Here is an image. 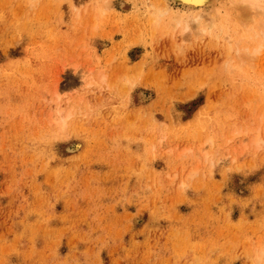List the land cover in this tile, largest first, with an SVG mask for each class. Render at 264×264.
I'll list each match as a JSON object with an SVG mask.
<instances>
[{
  "label": "rangeland",
  "instance_id": "374dc122",
  "mask_svg": "<svg viewBox=\"0 0 264 264\" xmlns=\"http://www.w3.org/2000/svg\"><path fill=\"white\" fill-rule=\"evenodd\" d=\"M259 4L0 0V264H264Z\"/></svg>",
  "mask_w": 264,
  "mask_h": 264
},
{
  "label": "bare ground",
  "instance_id": "6f19581e",
  "mask_svg": "<svg viewBox=\"0 0 264 264\" xmlns=\"http://www.w3.org/2000/svg\"><path fill=\"white\" fill-rule=\"evenodd\" d=\"M175 1H176L180 6L182 5V7H185V8L187 7V8H192V9H193V8H194V9H200V8L204 7V6H205L209 1H211V0H175ZM237 1H238V0H237ZM239 2H240V1H239ZM260 2H261V1H260ZM252 4H254V3L252 2ZM239 5H240V4H239ZM256 5H257V4H256ZM232 6H233V5H232ZM259 6H260V4H259ZM259 6H258V7H259ZM254 7H255V6H254ZM262 7H263V6H262ZM255 8H256V7H255ZM256 9H257V8H256ZM259 9H261V12H260ZM245 10H246V9H245ZM257 10H258V13H262V14L264 15V13H263L264 11H262L261 6H260V8H258ZM189 11H190V10H189ZM204 11H205V10H204ZM247 11H248V10H247ZM179 12H180V11H179ZM197 12H199V11H197ZM197 12H196V14H195L196 17H194L193 23L195 22V24H196L197 26H199V25H201V24L203 23V22H202L203 17H202V15H201L200 13H205L206 11H205V12H203V11H202V12H199V15L197 14ZM207 12H208V11H207ZM176 13H177V12H176ZM231 13H232V12H231ZM248 13H250V12H248ZM177 14H179V13H177ZM190 14H191V13H190ZM206 14H207V13H206ZM206 14H204V16H205ZM262 14H261V15H262ZM186 15H187V14H186ZM195 15H194V16H195ZM254 15H255V14H254ZM176 16H177V15H176ZM238 16H239V15H237V17H238ZM185 17H186V16H185ZM188 17H190V20L192 21L191 18H193V17L190 16V15H188ZM183 18H184V17H182V19H183ZM176 19L179 20V17L177 16ZM176 19H175V20H176ZM180 19H181V18H180ZM205 19H206V18L204 17L203 21H204ZM259 19H261V18H259ZM262 19H263V18H262ZM175 20H174V21H175ZM187 20H188V19H185V20H184V21L186 22L185 25L187 26L186 29H187L188 26H189V25H187V24H189L188 22H190V21H187ZM205 21H208V20H205ZM205 21H204V22H205ZM259 21H260V20H259ZM175 22H178V21L176 20ZM208 22H209V21H208ZM211 22H212V21H211ZM211 22H210V23H211ZM173 23H174V22H173ZM260 23H263L262 25H264V22L260 21ZM191 24H192V23H191ZM211 24L213 25V23H211ZM258 25H259V24H258ZM197 26H196V27H197ZM203 26H204V25H203ZM206 27H207V26H206ZM208 27H209V26H208ZM174 29H175V28H174ZM186 29H185V30H186ZM189 29H190V28H189ZM202 29L204 30V27H203ZM206 29H207V28H206ZM193 30H194V29H193ZM213 30H214V29H213ZM219 30H220V29H219ZM194 31H195V30H194ZM199 31H200V30H199ZM220 31H221V30H220ZM186 32H187V31H186ZM196 32H197V31H196ZM213 34H214V33H213ZM255 34H256V33H255ZM202 35H203V34H202ZM260 35H261V34H260ZM217 36H218V35H217ZM225 36H226V35H225ZM254 36H255V35H254ZM203 37H204V36H203ZM214 37H215V36H214ZM262 37H264L263 34H262ZM255 38H256V36H255ZM259 42L262 43L261 40H260ZM237 43H238V42H236V45H237ZM256 45H257V44H256ZM241 46H242V45H241ZM262 47H263V45H262ZM262 47H261V45L258 46V48H260V49H261ZM226 48H227V47H226ZM228 48H230V47H228ZM258 48H257V49H258ZM254 49L256 50V48H254ZM247 50H248V48H247ZM247 50H246V52H247ZM242 51H243V50H242ZM252 51H253V50H252ZM237 52H239V51H237ZM250 52H251V51H250ZM250 52H249V53H250ZM243 53H244V52H243ZM249 53H248L247 55H250ZM256 53H257V52H256ZM258 54H259V53H257L256 55L258 56ZM240 55L242 56L243 54H240ZM243 56H244V55H243ZM243 56H242V58H243ZM245 56H246V55H245ZM257 56L255 57V59L257 58ZM249 57H250V56H249ZM242 58H241V59H242ZM246 58H247V57H246ZM246 58H245V59H246ZM252 58H253V56H251V60H255L254 58H253V59H252ZM245 59H242L241 61H243V60H245ZM246 60H247V59H246ZM248 60H249V59H248ZM256 61H257V60H256Z\"/></svg>",
  "mask_w": 264,
  "mask_h": 264
}]
</instances>
